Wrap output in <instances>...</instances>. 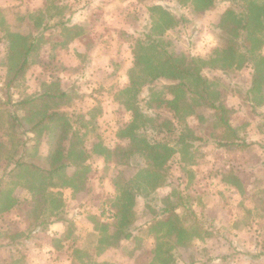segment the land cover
Segmentation results:
<instances>
[{
    "label": "rangeland",
    "instance_id": "1",
    "mask_svg": "<svg viewBox=\"0 0 264 264\" xmlns=\"http://www.w3.org/2000/svg\"><path fill=\"white\" fill-rule=\"evenodd\" d=\"M17 1L5 0L7 7H0V86L6 74L2 60L8 41L36 36L39 31L29 17L27 6L21 8ZM42 1L41 9L49 0ZM94 2L90 6L95 11L83 16L78 15V9L85 7V0L61 1L66 6L65 17L77 10L75 16L69 17L71 23L84 20L85 24H80L85 29L80 43L69 44L57 55L56 50L48 51V44L38 45L32 52V63L16 79L13 89V99H21L36 93L45 78L59 77L61 87L71 97L64 109L90 153L85 162L86 189L61 191L63 207L57 217L65 221L53 222L56 218L45 213L42 216L45 224L34 226L26 216L18 215V207L0 212V264H200L214 254L228 255L221 264H264V106L258 92H248L250 67L235 71L210 62L219 48L218 23L228 2L217 0L211 10L204 12L195 10L185 0ZM153 5H161L172 16L161 39L176 54L205 60L200 72L207 78L212 102H221L228 108L229 122L236 128L238 138L251 143L244 148L219 147L214 142L218 139L210 134L220 130L209 128L211 112L196 108L200 119L194 116L187 123L196 131L201 128V136L210 142L195 141L191 145L192 163H183L180 155L174 154L168 172L182 193L183 206L178 209L181 220L185 225H193L200 238L176 246L174 236H163L158 245L164 254L157 256L153 253L157 241L146 236L154 229L150 228L152 223L147 226L151 213L143 198L136 200L135 225L146 222L145 226L138 225L141 230L134 229L128 240L114 234L108 205L115 195L114 176L122 171L124 176L131 177L134 161H130L129 167H115L112 158L97 154L92 147L95 141L106 148L122 143L115 132L128 121L129 113L123 107L125 99L119 91L128 83V71L132 67L130 46L144 39L151 21L159 16L151 12ZM54 37L49 36L48 42L57 39ZM164 81L159 79L141 88L137 104L142 110L150 86H154V94L160 93ZM48 141V134L43 132L29 142L28 152L40 163L48 151ZM231 170L239 175L240 186L221 181L223 172ZM65 171L68 175L74 172L72 168ZM168 192L169 188H160L149 195L154 199L150 204L153 212L158 213L164 206L162 199ZM16 196L24 203L22 198L28 200L29 193L17 189ZM88 229L94 231L91 236Z\"/></svg>",
    "mask_w": 264,
    "mask_h": 264
},
{
    "label": "trees",
    "instance_id": "2",
    "mask_svg": "<svg viewBox=\"0 0 264 264\" xmlns=\"http://www.w3.org/2000/svg\"><path fill=\"white\" fill-rule=\"evenodd\" d=\"M61 1L49 0L45 8L32 13L33 24L39 28L37 35L10 39L2 60L6 74L0 86V212L18 207V215L26 216L34 226L45 224L42 218L45 213L56 218L53 222L65 221L57 217L63 207L61 191L68 188L81 192L86 189L88 180L85 162L90 153L64 109L71 97L69 91L61 87L59 77L45 78L36 93L13 99L15 81L32 63V52L37 47L48 44V51L56 50L57 55L84 34L82 26L70 24L69 18L65 17L66 6ZM185 1H190L195 10L204 12L214 7L217 0ZM225 1L228 7L218 23L219 48L210 62L235 71L250 67L248 92H258L264 106V0ZM150 10L159 18L151 21L144 39L130 46L132 67L128 71V83L119 91L125 99L123 107L129 113L128 121L115 132V137L122 143L106 148L100 141H95L92 147L97 154L104 153L105 157L112 158L115 167H129L130 161H134L131 177L124 176L122 171L114 176L115 195L108 204L114 234L126 240L133 235L136 227L134 207L136 200L143 198L153 219L150 228L155 232L151 236L157 241L153 251L157 256L164 254L158 245L163 236H174L176 246H185L193 237L200 236L193 225H185L181 220L178 209L183 206L182 193L168 172V163L174 154L178 153L183 163H192L191 145L195 141L210 142L201 136V128L196 131L187 123L188 118L200 116L196 108L211 112L209 128L211 131L220 128L210 132L218 139L211 141L217 142L219 147L244 148L251 143L238 138L236 128L229 122L228 108L221 102H212L207 78L200 72L205 60L176 54L161 39L172 21L171 14L161 5H153ZM49 36L57 39L49 43ZM159 79L165 80L164 90L154 94V86H150L145 110H142L137 104L141 88ZM43 132L48 134L49 148L40 163L28 150L29 142ZM67 168L73 169L72 175L66 173ZM221 181L240 186L239 175L234 170L223 172ZM160 188H169V192L162 199L164 206L155 213L150 206L154 199L149 195ZM17 189L29 193L28 200L22 198L24 203L16 196Z\"/></svg>",
    "mask_w": 264,
    "mask_h": 264
},
{
    "label": "crops",
    "instance_id": "3",
    "mask_svg": "<svg viewBox=\"0 0 264 264\" xmlns=\"http://www.w3.org/2000/svg\"><path fill=\"white\" fill-rule=\"evenodd\" d=\"M7 1H10V0H7ZM95 0H85V7L84 8H80V9H78V15H90V14H92L95 10H93L92 8H91V4L93 3V4H95V2H94ZM5 3H7V2H5V0H0V7L1 8H5V7H7L6 6V4ZM17 4H19V5H21V8H23V7H25V6H27V9H28V13H29V17H30V15L32 14V13H34V11L36 10V9H41V7H43V5H44V1H40V0H18L17 1ZM97 5V4H96ZM96 5H95V7H96ZM89 6H90V8H89ZM95 7H94V9H95ZM0 8V9H1ZM8 8H10V6H8ZM213 8V7H212ZM211 8V9H212ZM17 9V8H16ZM43 9V8H42ZM211 9H209V10H211ZM22 10V9H21ZM37 10V11H38ZM36 11V12H37ZM76 11L77 10H73V11H71V13L69 14V16L67 17V18H69V17H72V16H75V13H76ZM206 11H208V10H206ZM90 13V14H89ZM69 22H70V19H69ZM75 23H77V22H75ZM75 23H71L70 22V24H75ZM83 23H84V20H83V22H80L78 25H83ZM85 24V23H84ZM80 25V26H81ZM79 40H80V38H75L73 41H71V43H70V45H78L80 42H79ZM78 43V44H77ZM87 222H89L90 223V221H87ZM145 223L146 222H144V223H139L138 225H140V224H144V226H145ZM150 223H153V219L152 218H149V221H147V226H149L150 225ZM137 225V224H136ZM136 226L135 227V229L136 228H139V226ZM143 226V225H142ZM146 226V227H147ZM90 229H92V228H90ZM90 229H88L87 230V232H89L90 231V233H93L94 231L92 230H90ZM139 230H141V227L139 228V229H137L136 231H139ZM153 234H155V232H153V231H150V233H146V236H148V237H152L151 235H153ZM137 237V236H136ZM193 238H196V237H193ZM198 238H200V237H198ZM201 240H202V236H201ZM213 253V252H212ZM220 254H214L213 255V257H210L209 258V261H205V262H201L200 264H217V262H220V264H221V260L222 261H225V260H227L228 259V255L227 256H219ZM253 255H255V254H253ZM255 256H258V255H255ZM194 264H199V263H194Z\"/></svg>",
    "mask_w": 264,
    "mask_h": 264
}]
</instances>
